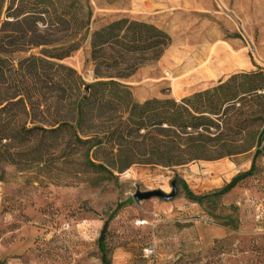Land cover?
I'll use <instances>...</instances> for the list:
<instances>
[{
  "label": "rangeland",
  "instance_id": "rangeland-1",
  "mask_svg": "<svg viewBox=\"0 0 264 264\" xmlns=\"http://www.w3.org/2000/svg\"><path fill=\"white\" fill-rule=\"evenodd\" d=\"M90 3L91 34L130 19L172 37L160 61L123 81L136 103L180 101L235 74L264 69V0H213L209 12L195 14L167 12L146 0ZM7 7L8 0L0 31ZM41 50L16 55V66ZM233 51L245 54L253 67L231 68ZM90 52L87 40L61 62L83 78L86 93L97 82ZM255 155L256 149L175 169L133 166L115 177L88 170L73 152L57 153L30 172L3 165L7 180L0 182V264H103L102 236L112 264H264V149ZM253 165V174L228 195L203 204L187 197L185 184L198 196L211 195ZM174 181L179 194L170 202L135 200L138 192L171 194ZM146 249L155 254L147 257Z\"/></svg>",
  "mask_w": 264,
  "mask_h": 264
},
{
  "label": "trees",
  "instance_id": "trees-1",
  "mask_svg": "<svg viewBox=\"0 0 264 264\" xmlns=\"http://www.w3.org/2000/svg\"><path fill=\"white\" fill-rule=\"evenodd\" d=\"M5 3L0 0V22ZM92 18L90 0H8L0 31V182L7 180L1 166L30 172L57 153L73 152L88 170L112 177L133 166L175 169L254 149L262 154L264 69L180 101L139 104L123 81L160 61L171 36L130 19L91 34ZM87 40L97 78L88 94L77 71L61 64ZM36 49L39 55L16 66V55ZM254 170L207 196L185 184L187 197L203 204L228 195ZM100 249L103 264H112L104 236Z\"/></svg>",
  "mask_w": 264,
  "mask_h": 264
},
{
  "label": "crops",
  "instance_id": "crops-1",
  "mask_svg": "<svg viewBox=\"0 0 264 264\" xmlns=\"http://www.w3.org/2000/svg\"><path fill=\"white\" fill-rule=\"evenodd\" d=\"M149 5L161 6L163 10L167 12H185L189 14L195 13H207L209 12V7L213 5V0H146ZM254 5L250 4L248 13L253 12ZM159 28V27H158ZM162 30V29H161ZM172 38V37H171ZM209 49L211 48V43L209 44ZM208 49V50H209ZM229 60L231 61V68L242 69L249 71L253 64L246 58V55L240 53L239 51H233L229 54Z\"/></svg>",
  "mask_w": 264,
  "mask_h": 264
},
{
  "label": "water",
  "instance_id": "water-1",
  "mask_svg": "<svg viewBox=\"0 0 264 264\" xmlns=\"http://www.w3.org/2000/svg\"><path fill=\"white\" fill-rule=\"evenodd\" d=\"M89 93V91H87ZM173 192L171 194H166L161 190L148 191V192H138L135 195V200L137 202L148 201L154 198H159L163 201L170 202L174 200L179 194V187L177 181H174L172 184Z\"/></svg>",
  "mask_w": 264,
  "mask_h": 264
},
{
  "label": "built area",
  "instance_id": "built-area-1",
  "mask_svg": "<svg viewBox=\"0 0 264 264\" xmlns=\"http://www.w3.org/2000/svg\"><path fill=\"white\" fill-rule=\"evenodd\" d=\"M154 254H155V252H154L153 249H146V250H145V255H146L147 257H152Z\"/></svg>",
  "mask_w": 264,
  "mask_h": 264
}]
</instances>
